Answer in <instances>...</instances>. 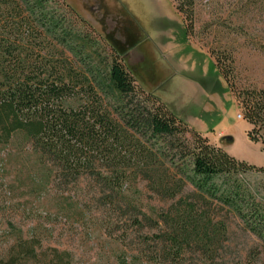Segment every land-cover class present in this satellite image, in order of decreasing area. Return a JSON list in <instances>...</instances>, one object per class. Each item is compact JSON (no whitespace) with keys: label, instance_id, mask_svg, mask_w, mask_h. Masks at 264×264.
I'll use <instances>...</instances> for the list:
<instances>
[{"label":"rangeland","instance_id":"rangeland-1","mask_svg":"<svg viewBox=\"0 0 264 264\" xmlns=\"http://www.w3.org/2000/svg\"><path fill=\"white\" fill-rule=\"evenodd\" d=\"M48 8L61 12L81 35L95 72L107 70L115 46L146 94L202 135L225 126L230 153L264 168V144L251 143L243 132L237 97L264 91V0H194L191 29L174 0H49ZM55 49L68 66L86 71L75 54ZM217 58L232 90L215 67ZM43 157L22 134L0 144V260L20 236L39 233L43 250L67 252L73 264H147L154 255L163 264H264V242L235 210L189 184L173 199L156 195L144 180L128 183L119 195L94 176L66 179ZM154 169L164 177L172 171L163 161ZM235 180L251 194L250 204L264 211V172L252 170ZM186 210L195 212L190 231L201 236L177 232ZM174 236L184 255L173 263L164 252L174 247Z\"/></svg>","mask_w":264,"mask_h":264},{"label":"trees","instance_id":"trees-1","mask_svg":"<svg viewBox=\"0 0 264 264\" xmlns=\"http://www.w3.org/2000/svg\"><path fill=\"white\" fill-rule=\"evenodd\" d=\"M174 2L191 29L194 0ZM48 3L0 0V144L8 145L22 134L62 177L72 181L94 176L119 195L128 183L144 180L156 195L173 199L189 184L235 210L264 242V211L250 204L251 194L235 180L239 174L264 168L232 157L188 127L153 94H146L120 61L122 54L115 46H111L113 57L106 59L107 70L95 72L90 56L84 57L81 35L67 26L61 12L49 11ZM56 46L83 60L86 71L57 57ZM215 67L232 90L220 58ZM237 97L251 126L247 138L264 144V134L258 136L264 132V91ZM161 161L172 168L165 177L154 169ZM194 213L186 210L179 215L178 233L201 236V231L189 228L196 222ZM154 238L157 243L162 239ZM170 241L174 247L164 252V259L178 262L184 246L177 236ZM43 249L39 233L20 236L0 264H73L67 252ZM146 262L163 264L155 255Z\"/></svg>","mask_w":264,"mask_h":264},{"label":"crops","instance_id":"crops-1","mask_svg":"<svg viewBox=\"0 0 264 264\" xmlns=\"http://www.w3.org/2000/svg\"><path fill=\"white\" fill-rule=\"evenodd\" d=\"M246 127H244L243 129V132H245L247 134V132H249L251 130V126L247 123V122H244ZM221 130L222 133L220 135H222V137H220V135L216 137L215 135V132ZM228 130H230L228 128ZM217 131H214L213 133H206V134H203L204 137H206L213 145H216L220 148H222L224 151H226L229 155H231L232 157L236 158L235 156H233L230 152L231 151V148H232V145H230L229 147H226L225 146V126H223L222 128L218 129ZM233 139V138H232ZM235 140V139H233ZM256 145V144H255ZM259 144H257L258 146ZM237 160L239 161H242L238 158H236ZM255 166H258V165H255ZM261 167H264L263 165H260Z\"/></svg>","mask_w":264,"mask_h":264},{"label":"built area","instance_id":"built-area-1","mask_svg":"<svg viewBox=\"0 0 264 264\" xmlns=\"http://www.w3.org/2000/svg\"><path fill=\"white\" fill-rule=\"evenodd\" d=\"M239 120H243V117L241 115H238Z\"/></svg>","mask_w":264,"mask_h":264}]
</instances>
